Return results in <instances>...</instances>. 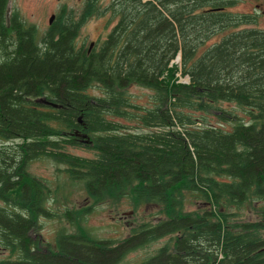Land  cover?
<instances>
[{
    "label": "trees",
    "instance_id": "16d2710c",
    "mask_svg": "<svg viewBox=\"0 0 264 264\" xmlns=\"http://www.w3.org/2000/svg\"><path fill=\"white\" fill-rule=\"evenodd\" d=\"M235 4L86 0L77 18L62 8L39 36L16 14L7 27L8 0H0V55L9 54L0 64V253L8 255L0 264H119L133 242L165 237L141 264H264V30L246 27L255 16L228 12ZM93 17L114 24L91 50L76 47ZM131 89L151 91L148 103ZM211 114L231 129L212 125ZM80 143L94 158L67 150ZM41 158L62 164L91 206L129 198L158 219L114 246L83 230L60 232L41 252L39 220L52 216L53 190L27 170ZM247 205L257 219L242 220ZM89 210L64 217L79 223Z\"/></svg>",
    "mask_w": 264,
    "mask_h": 264
},
{
    "label": "rangeland",
    "instance_id": "374dc122",
    "mask_svg": "<svg viewBox=\"0 0 264 264\" xmlns=\"http://www.w3.org/2000/svg\"><path fill=\"white\" fill-rule=\"evenodd\" d=\"M85 1L86 0H8V7L11 15L16 14L22 22L34 26L38 35L41 36L50 26L48 23L50 16H57L61 13L62 8H64L66 14H72L77 18L82 11ZM109 1L110 0H99V5L106 6ZM257 5H259V8ZM233 6L234 7L229 8L228 12L246 13L253 17L255 16L256 21L251 22L252 24H248L246 27L264 30V15L261 14L262 11H264V0H236V4ZM113 24L107 25L105 17H93L88 19L78 32L75 40L76 47L83 46L88 48L91 43L99 39H105ZM219 40L220 37L215 36L208 41L207 45L217 43ZM180 61L181 56L178 54L174 59V63L179 65ZM176 75L179 81L183 83L188 82V77L182 76L179 70ZM130 92L140 96L142 95L140 99L141 103H148V97L152 94L151 91H146L144 89H131ZM219 106L221 109L231 111L232 114L240 117L242 121H250V118L244 111L235 104L222 102ZM206 117L212 125L223 124L227 130H230L233 124L231 120H229L230 123L227 122V120L224 122L219 121L212 114ZM225 117L230 119L231 116L225 115ZM119 121L126 127H134V124H131L129 121ZM217 121L221 123H217ZM14 143L15 142L11 141L5 143V145L7 147H12L10 145ZM1 144L0 141V147H2ZM67 150L72 154L84 158H94V155H96L94 149L83 145V143L74 147H69ZM27 170L31 175L45 180L53 190L50 195L51 198L46 204L52 212V216L41 217L39 220L40 229L38 230V239L42 242L39 243L41 252L46 251L47 247L45 244L48 243L51 246L55 245L60 232L71 235L78 234L79 231L83 230L98 241L110 242L109 245L114 246L136 233L140 224L143 222L154 223L158 219L159 214L154 207L149 206L147 210H143V208L136 209L132 206V202L129 198L122 199L119 202L102 201L103 203L93 204L91 206L92 202L88 198L82 184L70 182L67 174L64 173V166L51 159L41 158L30 161ZM75 207H83L90 210L85 214L82 221L72 224L64 217V211L65 209H73ZM250 208L249 205L244 208V213L241 215L242 220L248 219L253 221L258 218L254 210ZM151 219H153V221H151ZM35 234L36 233H34L32 237H35ZM165 241L166 237L143 243L140 246H137L138 243L133 242L129 245L130 251L125 253L119 264H141L154 256L155 252L163 247ZM5 256L8 255H2V253H0V257Z\"/></svg>",
    "mask_w": 264,
    "mask_h": 264
},
{
    "label": "water",
    "instance_id": "95a60500",
    "mask_svg": "<svg viewBox=\"0 0 264 264\" xmlns=\"http://www.w3.org/2000/svg\"><path fill=\"white\" fill-rule=\"evenodd\" d=\"M9 10H10L9 8H7V10H6V25L7 26H8V23H9V19H8ZM54 18H55L54 15L50 16V18L48 20V23L51 24L52 21L54 20ZM92 46H93V43H91L89 45V50H91ZM177 58H179V57H177ZM36 102L40 103V104H43V105L51 106V107H54V108L61 107L58 104H55V103H52V102L46 100L45 98H38V99H36ZM79 122H80V119H79ZM81 137H82V140H83L84 143H88L89 142V139H88L87 135L83 134V135H81Z\"/></svg>",
    "mask_w": 264,
    "mask_h": 264
},
{
    "label": "flooded vegetation",
    "instance_id": "af4514ba",
    "mask_svg": "<svg viewBox=\"0 0 264 264\" xmlns=\"http://www.w3.org/2000/svg\"><path fill=\"white\" fill-rule=\"evenodd\" d=\"M257 7L259 8V5H257ZM7 8H9V7H7ZM7 10V9H6ZM262 15H264V11H262V13H261ZM10 10H9V15H8V19H9V17H10ZM55 16V15H54ZM56 17V16H55ZM54 20H55V18H54ZM53 22V21H52ZM52 24V23H51ZM51 24H49V25H51ZM7 27H9V23H8V26ZM12 35H16V33H12ZM13 41H16V39H13ZM9 57V54H4V55H0V64H2L7 58Z\"/></svg>",
    "mask_w": 264,
    "mask_h": 264
}]
</instances>
